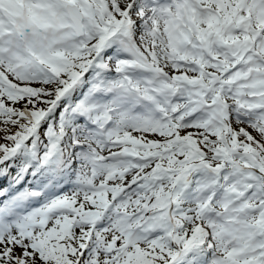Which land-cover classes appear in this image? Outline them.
I'll return each instance as SVG.
<instances>
[{"label":"snow or ice","instance_id":"1","mask_svg":"<svg viewBox=\"0 0 264 264\" xmlns=\"http://www.w3.org/2000/svg\"><path fill=\"white\" fill-rule=\"evenodd\" d=\"M0 264H264V0H0Z\"/></svg>","mask_w":264,"mask_h":264}]
</instances>
